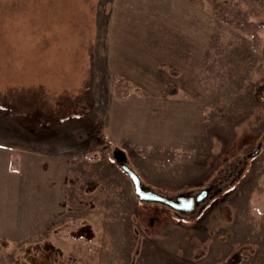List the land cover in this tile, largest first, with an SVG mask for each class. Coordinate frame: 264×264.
Listing matches in <instances>:
<instances>
[{
  "label": "rangeland",
  "instance_id": "obj_1",
  "mask_svg": "<svg viewBox=\"0 0 264 264\" xmlns=\"http://www.w3.org/2000/svg\"><path fill=\"white\" fill-rule=\"evenodd\" d=\"M146 25L198 71L112 73ZM225 260L264 264V0H0V264Z\"/></svg>",
  "mask_w": 264,
  "mask_h": 264
},
{
  "label": "crops",
  "instance_id": "obj_2",
  "mask_svg": "<svg viewBox=\"0 0 264 264\" xmlns=\"http://www.w3.org/2000/svg\"><path fill=\"white\" fill-rule=\"evenodd\" d=\"M152 28L153 27H151V25H146V27L143 26L140 29V30L142 29L144 30V31L142 30L143 32L142 34H135L130 38L127 37L125 38L121 36L122 33H119L116 36V40H115V36L112 38L111 45L113 46V49L111 54H108L107 57V63L110 65L109 69L111 70L112 73L120 72V71L127 72V69L129 67L132 68L141 67L138 66V64H142V62L136 64L132 63L133 62L132 56H135L141 60L145 59V66H148V68L154 67L153 71H156L158 69V67H156L158 66L157 65L158 59L160 60L159 62H165L167 63V65H170L182 71L183 69H185V67L192 69H194L195 67L196 70L198 69V63L200 62L198 61L200 59L198 55L200 49L199 44H201L198 37L196 36L189 37L183 35L184 39L180 38L181 39V45H180V42L178 44H175L178 39L176 34L175 35L172 34L171 36H168L165 33L164 39H160L159 41L160 43H157L158 41L155 42L156 40L152 38L153 35L151 32ZM140 30L138 31L140 32ZM153 42L158 44L159 48H157V45H153ZM133 44L137 46L139 55L138 54L136 55L134 52L131 53ZM158 49H161V51ZM156 54H157L156 57L158 58L155 57Z\"/></svg>",
  "mask_w": 264,
  "mask_h": 264
},
{
  "label": "water",
  "instance_id": "obj_3",
  "mask_svg": "<svg viewBox=\"0 0 264 264\" xmlns=\"http://www.w3.org/2000/svg\"><path fill=\"white\" fill-rule=\"evenodd\" d=\"M257 151H258V148L254 152H252L251 154L254 155L255 153H257ZM114 155L117 158H119L120 160H124V156L117 149L114 151ZM121 167L128 174L130 180L132 181V184L134 187V192L140 200H146V201L151 200V201L166 202L172 207L179 208V206H177L174 202H171L169 200H165V198L163 196L155 194L151 190L145 189L141 185V183L139 181V177L137 176V174L133 170H131L125 163L121 162ZM204 192H205V190H203L202 195ZM202 195L198 196V199H200Z\"/></svg>",
  "mask_w": 264,
  "mask_h": 264
},
{
  "label": "flooded vegetation",
  "instance_id": "obj_4",
  "mask_svg": "<svg viewBox=\"0 0 264 264\" xmlns=\"http://www.w3.org/2000/svg\"><path fill=\"white\" fill-rule=\"evenodd\" d=\"M210 194V188L206 189V191L203 193V198L204 199L206 196L205 195H209ZM202 199H198V195H179L175 200H171V202H174L177 206H179V208H176V207H173V208H176L178 210H181V211H186V210H189V211H193L194 208L197 207V205H199L200 201ZM203 206H200L199 207V210L200 209H203L202 208Z\"/></svg>",
  "mask_w": 264,
  "mask_h": 264
},
{
  "label": "trees",
  "instance_id": "obj_5",
  "mask_svg": "<svg viewBox=\"0 0 264 264\" xmlns=\"http://www.w3.org/2000/svg\"><path fill=\"white\" fill-rule=\"evenodd\" d=\"M163 92H164V94H166V93L168 94L167 89H164ZM236 263H237V261L230 262V261H228V260H225V261H223V262L220 263V264H236Z\"/></svg>",
  "mask_w": 264,
  "mask_h": 264
}]
</instances>
